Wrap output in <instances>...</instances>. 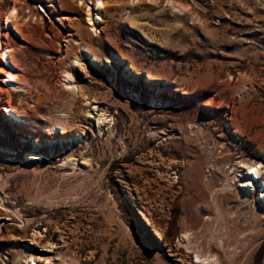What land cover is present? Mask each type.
I'll return each mask as SVG.
<instances>
[{"label": "rangeland", "instance_id": "374dc122", "mask_svg": "<svg viewBox=\"0 0 264 264\" xmlns=\"http://www.w3.org/2000/svg\"><path fill=\"white\" fill-rule=\"evenodd\" d=\"M95 1L0 0V264H264V0Z\"/></svg>", "mask_w": 264, "mask_h": 264}, {"label": "bare ground", "instance_id": "6f19581e", "mask_svg": "<svg viewBox=\"0 0 264 264\" xmlns=\"http://www.w3.org/2000/svg\"><path fill=\"white\" fill-rule=\"evenodd\" d=\"M94 3H95L94 6H92V7L89 6L88 9H86V11H85V15L87 17V21H89L88 24L91 25V26H94V25H96V23H101V21H103V17H104V13H105V7H106L104 0H96ZM16 14H17V8L14 5L11 8L10 13L7 15V21L8 22L10 20L12 21V19L14 17H17ZM5 17H6V15H2L1 16L3 21L5 20L4 19ZM14 28H16L17 31H19V27L16 25V22H14ZM93 30H96V28H93ZM27 39H28V37H27ZM0 42H1V40H0ZM85 49H86L85 52L87 54H89V50H88L89 48H85ZM2 53L3 54H1V57H3V59L6 60L9 63V69L6 68V69L3 70L5 76H7V80L9 82V84L11 85V87L13 89L21 87L23 82H24V80H22L20 75L15 73L14 70H13V69H16L17 66H16L15 62L13 61L11 50L7 46H5V47H2ZM75 59L76 60H74V63H75V61H77L78 57H75ZM67 78L70 79V78H73V77H71V75L68 74ZM78 88H79V92H81L84 95L83 87L82 86H78ZM7 93L10 94V92H7ZM6 109L8 111H10L11 120H15L16 122H21L23 120V116L21 114H19L16 111V109L11 104L9 106H7ZM98 120H100V121L104 120L103 115H100ZM57 126L58 125H52L50 127V131H56L57 130V128H56ZM62 129H64V128L62 127ZM63 132H64V130H63ZM251 169H252V171L251 172H247V174H246V175H249L250 177H248L245 180H243L245 182L244 185H246V182H247V186L251 185V178H255V176H258V174L260 172L259 167L250 166L248 168V170H251ZM253 169L255 171H253Z\"/></svg>", "mask_w": 264, "mask_h": 264}, {"label": "snow or ice", "instance_id": "6c2138e0", "mask_svg": "<svg viewBox=\"0 0 264 264\" xmlns=\"http://www.w3.org/2000/svg\"><path fill=\"white\" fill-rule=\"evenodd\" d=\"M253 171H255V170L253 169Z\"/></svg>", "mask_w": 264, "mask_h": 264}]
</instances>
